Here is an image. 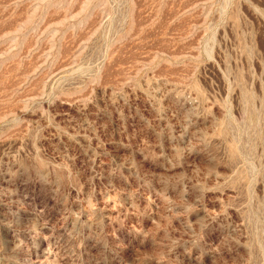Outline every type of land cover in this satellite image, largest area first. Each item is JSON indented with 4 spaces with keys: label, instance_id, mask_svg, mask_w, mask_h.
<instances>
[{
    "label": "rangeland",
    "instance_id": "rangeland-1",
    "mask_svg": "<svg viewBox=\"0 0 264 264\" xmlns=\"http://www.w3.org/2000/svg\"><path fill=\"white\" fill-rule=\"evenodd\" d=\"M0 264H264V0H0Z\"/></svg>",
    "mask_w": 264,
    "mask_h": 264
}]
</instances>
